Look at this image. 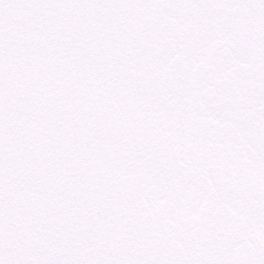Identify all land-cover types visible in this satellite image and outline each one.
Segmentation results:
<instances>
[{"label": "snow or ice", "instance_id": "1", "mask_svg": "<svg viewBox=\"0 0 264 264\" xmlns=\"http://www.w3.org/2000/svg\"><path fill=\"white\" fill-rule=\"evenodd\" d=\"M0 264H264V0H0Z\"/></svg>", "mask_w": 264, "mask_h": 264}]
</instances>
